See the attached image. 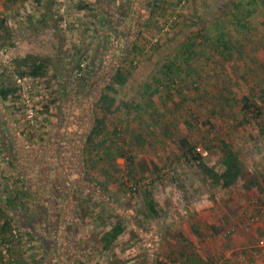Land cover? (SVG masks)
Masks as SVG:
<instances>
[{
    "label": "rangeland",
    "instance_id": "rangeland-1",
    "mask_svg": "<svg viewBox=\"0 0 264 264\" xmlns=\"http://www.w3.org/2000/svg\"><path fill=\"white\" fill-rule=\"evenodd\" d=\"M223 32L227 51L212 43ZM29 57L41 75L27 74ZM116 69L127 81L94 149L86 137ZM2 88L0 227L9 220L28 264L33 253L44 264H264V0H0ZM222 142L243 167L227 188L192 158L200 147L221 170ZM54 185V231L33 226L54 241L41 255L17 215L54 204Z\"/></svg>",
    "mask_w": 264,
    "mask_h": 264
},
{
    "label": "trees",
    "instance_id": "trees-1",
    "mask_svg": "<svg viewBox=\"0 0 264 264\" xmlns=\"http://www.w3.org/2000/svg\"><path fill=\"white\" fill-rule=\"evenodd\" d=\"M216 6H220L218 7V9L220 10L221 6H224V2H221L220 4L218 3L216 4ZM237 18L241 19V17H237ZM205 38H206L205 42L209 41V38L207 37ZM217 42H219L222 49L224 48V50L226 51L234 47L231 44V40L229 38L224 37V32L220 36H218L216 41H213L212 43L216 44ZM194 44L195 43H184L186 47L185 51L186 52L193 51V48H195L193 47ZM29 58L31 59V62L27 74L34 77L41 75L44 70L42 59H38L37 57H29ZM36 60H39V63H36ZM22 62L23 64H26L27 58L25 57L24 59H22L21 63ZM169 65L170 68H172L173 61L170 62ZM20 74H23V72H20ZM126 81H127V76H124L122 71H120V69H116L113 75L111 76L109 82L106 84L105 91L101 93L98 97V100L96 102V108L98 109L99 112L101 111L102 115L95 117L94 123L89 131L88 136L86 137V141L90 145L92 144L94 149H97L98 147L102 146L103 143L108 140L109 135L112 133V129H107V126H104V121L106 120L105 119L106 115L107 114L110 115L112 113V108L115 104L116 99L115 96L113 95V93L116 91L115 85L117 84L118 86H123L126 83ZM8 90L9 89H3V88L0 89V92L2 93L3 97L6 96ZM149 94H151V92ZM94 138H100V139L98 141H95ZM137 138L139 141L142 140L140 136H137ZM111 142H113V140H111ZM220 148H221V155L218 161L222 167L221 170H217L214 168V166L212 165L210 166L207 163H205L202 160L201 157L202 155L200 153L192 154V158L196 161V165L199 167V169L204 173L206 178L211 183L227 188L236 184L239 181L242 175L243 167L241 165L239 156L236 151L232 150L226 143L223 144V142ZM186 151L182 152L184 156H188V149H186ZM106 155L108 156L109 153L106 152ZM58 190L59 189L57 185H54L52 187V191L56 192L55 193L56 199L55 197L52 199L54 200V204H50L48 207H45L41 210L37 209V211L33 215H27L24 213L22 214L19 213L17 215L18 223L22 224V226H24V229H27L30 232L34 233L35 237H38L39 240L43 241L44 239L42 235H40L39 231H36L33 228L34 223H38L37 225H40L46 233H52V231H54V227L52 225L53 222H50L51 221L50 218L56 219L61 213L62 208L60 207L58 208L57 205ZM146 194L147 195L145 199H146L147 210L152 214V212L153 213L155 212V206L152 199L150 198V192L148 191ZM63 197L67 198L68 196L65 193L63 194ZM1 211H3V208L1 209ZM18 212L19 211L17 210L16 213ZM1 215L2 212H0V217ZM54 223H56V221H54ZM8 227H9V220L6 219L3 222V224H1L0 234L3 235ZM122 231H123V227L120 224H115L110 229H108L102 236V238L105 240L104 246L105 247L110 246V244L121 234Z\"/></svg>",
    "mask_w": 264,
    "mask_h": 264
},
{
    "label": "crops",
    "instance_id": "crops-1",
    "mask_svg": "<svg viewBox=\"0 0 264 264\" xmlns=\"http://www.w3.org/2000/svg\"><path fill=\"white\" fill-rule=\"evenodd\" d=\"M226 229H225L226 231H224L225 233H227V232L229 233V231L231 230V228H226ZM2 236L5 237V233ZM39 242L42 244V251H41L42 252L41 255H42L43 251L46 252V250H47V247L45 245L47 243L49 244V243H52L54 241H51L48 238L46 241L45 240H43V241L39 240ZM47 252H48V250H47ZM9 256L10 257L7 258L9 261L8 260L3 261L0 257V264H28L27 262H28V260H30L29 259L30 253H28L27 251L24 253L23 248L21 250L20 249L18 250L17 246H12L10 253H9ZM26 257H28V259ZM31 257H32V263L33 264H44V261L43 260L41 261L39 254L37 255V254L33 253L31 255Z\"/></svg>",
    "mask_w": 264,
    "mask_h": 264
},
{
    "label": "built area",
    "instance_id": "built-area-1",
    "mask_svg": "<svg viewBox=\"0 0 264 264\" xmlns=\"http://www.w3.org/2000/svg\"><path fill=\"white\" fill-rule=\"evenodd\" d=\"M196 152L200 153L202 156L207 154V151L200 148L196 147ZM12 236L17 237L18 233L16 230H12ZM12 248V242H11V237H3L0 234V257L2 260H6L9 256L10 250Z\"/></svg>",
    "mask_w": 264,
    "mask_h": 264
}]
</instances>
